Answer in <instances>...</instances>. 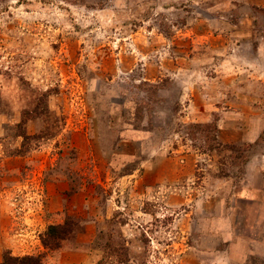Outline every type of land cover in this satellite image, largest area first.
<instances>
[{"label":"rangeland","instance_id":"rangeland-1","mask_svg":"<svg viewBox=\"0 0 264 264\" xmlns=\"http://www.w3.org/2000/svg\"><path fill=\"white\" fill-rule=\"evenodd\" d=\"M8 253L264 264V0H0Z\"/></svg>","mask_w":264,"mask_h":264},{"label":"trees","instance_id":"trees-1","mask_svg":"<svg viewBox=\"0 0 264 264\" xmlns=\"http://www.w3.org/2000/svg\"><path fill=\"white\" fill-rule=\"evenodd\" d=\"M64 229L57 226H51L49 228L48 239L45 240V246L50 250L57 249L60 247V242L57 240H62L63 237L59 234ZM2 264H42V259L40 257H14L10 253L4 256Z\"/></svg>","mask_w":264,"mask_h":264}]
</instances>
